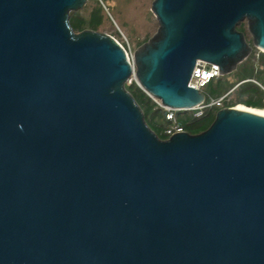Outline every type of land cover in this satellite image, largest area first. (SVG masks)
Wrapping results in <instances>:
<instances>
[{
  "label": "water",
  "instance_id": "1",
  "mask_svg": "<svg viewBox=\"0 0 264 264\" xmlns=\"http://www.w3.org/2000/svg\"><path fill=\"white\" fill-rule=\"evenodd\" d=\"M85 2L0 0V264H264V116L220 108L159 138L125 88L124 48L74 32ZM151 10L135 83L165 106L203 102L197 60L224 76L264 52V0Z\"/></svg>",
  "mask_w": 264,
  "mask_h": 264
},
{
  "label": "rangeland",
  "instance_id": "2",
  "mask_svg": "<svg viewBox=\"0 0 264 264\" xmlns=\"http://www.w3.org/2000/svg\"><path fill=\"white\" fill-rule=\"evenodd\" d=\"M153 1L154 0H86L82 8L73 10L69 13V18L74 15L79 16L82 18L84 24V29L82 30L90 29L112 37L133 56L134 52L144 43H147L151 38H153L158 31L159 23L151 10ZM98 8H100L101 22L97 25L96 29H91L89 27L90 19L92 15L97 12ZM236 28L239 31H242L247 42L250 45H253L252 35L248 30V20L246 18L241 20L237 24ZM73 30L75 33L82 31L74 28ZM260 53H264L263 50L257 49L253 46L248 57L254 58L255 63L258 64V58L261 56ZM242 63L237 66L235 71L222 76V93L236 83L240 78L248 76L249 73L247 74L242 69ZM263 65H258L257 70L254 69V75H259V82L264 85ZM130 80H134V78L131 77L126 81V89L133 83L137 86L135 81L128 83ZM204 90L209 91L207 85L204 87ZM144 93L157 106L155 101L152 99V96L148 95L146 92ZM237 94L236 90V97ZM240 105L242 106L241 108H245L243 104H239V106ZM177 114L181 115L182 113L179 112ZM156 121L162 122L160 118H157Z\"/></svg>",
  "mask_w": 264,
  "mask_h": 264
},
{
  "label": "trees",
  "instance_id": "3",
  "mask_svg": "<svg viewBox=\"0 0 264 264\" xmlns=\"http://www.w3.org/2000/svg\"><path fill=\"white\" fill-rule=\"evenodd\" d=\"M69 20H70V24L72 28L78 29V30L84 29L82 18H80L79 16L74 15L70 17ZM100 22H101V15H100V8H98L97 12L94 13L90 19L89 27L91 29H96L97 25ZM260 55L261 56H259L258 58V64H256L254 61V58H251V57H248L242 63L243 71L249 74L246 77L240 78L237 82L241 80H245V79H250V78L259 81L260 77L259 75H254V69L257 70L258 65L262 66L264 64V53H260ZM221 78L222 77L209 82L207 84L209 91L205 90V92L210 94L211 96H217L219 94H222L223 83H222ZM236 83H234L233 85H235ZM127 90L130 92V94L133 96L135 101L138 103V105L142 109L145 121L147 125L150 127V129L153 130V132L159 138L161 139L168 138V136L164 133V127L167 124V121L164 118V113L162 112V110L158 108L150 100V98H148V96L140 88H138L134 83L131 84L129 88H127ZM237 93H238L236 97L237 102L235 103L243 104L245 108L256 110V108H258L259 105L261 104L262 92L259 89V87L251 81H246L242 83L241 85H239L237 89ZM215 112L216 110L214 109L206 110L205 114L200 118L193 117L191 112H184L181 115L177 114V118L180 124L182 125L184 131L191 133V134H196V133H199L205 130L211 124V122L214 119ZM157 118H160L162 122L156 121Z\"/></svg>",
  "mask_w": 264,
  "mask_h": 264
},
{
  "label": "built area",
  "instance_id": "4",
  "mask_svg": "<svg viewBox=\"0 0 264 264\" xmlns=\"http://www.w3.org/2000/svg\"><path fill=\"white\" fill-rule=\"evenodd\" d=\"M129 56L132 59V54H129ZM220 77H222V75L219 73V65L206 62L203 60L196 61L193 67L188 85L202 92L204 94V100L202 103L194 106L191 109H187V110L174 109V108L163 105L159 99L152 96V99L157 104V107L160 108L162 112L164 113V118L167 121V124L164 127V133L168 137L171 136L172 134L184 131L182 125L180 124L177 118V113L179 112L180 113L191 112L193 117L200 118L205 114L206 110H209V109H214L217 111L220 108H230V107L239 106L240 103H235L237 102L235 91L238 89L239 85H241L242 83L246 81H251L255 83L261 90L262 92L261 104L259 105L258 108H256V110L264 112V85L263 84H261L259 81L255 79L250 78V79H245V80H241L237 82L227 91L217 96H211L210 94L206 93L204 90V87L209 82L216 80ZM132 81H135V80H130L128 83H132Z\"/></svg>",
  "mask_w": 264,
  "mask_h": 264
},
{
  "label": "bare ground",
  "instance_id": "5",
  "mask_svg": "<svg viewBox=\"0 0 264 264\" xmlns=\"http://www.w3.org/2000/svg\"><path fill=\"white\" fill-rule=\"evenodd\" d=\"M125 52H126V55H127L128 60H129L130 63H131V74H130L129 77L126 79V81L129 80L131 77L134 78V80H135V75H134V71H135V68H134V61L131 59V57H129L127 51H125ZM132 58H133V56H132ZM197 61H201V60L199 59V60H197ZM132 62H133V63H132ZM241 107H242V106L240 105V106H237L236 108H237L238 110H243V111H246V112H251V113H254V114H258V115L264 116V112L257 111V110H252V109H248V108H247V109H246V108H241Z\"/></svg>",
  "mask_w": 264,
  "mask_h": 264
}]
</instances>
